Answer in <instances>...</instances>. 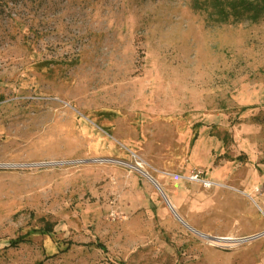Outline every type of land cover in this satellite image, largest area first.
<instances>
[{"label": "rangeland", "instance_id": "rangeland-1", "mask_svg": "<svg viewBox=\"0 0 264 264\" xmlns=\"http://www.w3.org/2000/svg\"><path fill=\"white\" fill-rule=\"evenodd\" d=\"M206 3L0 0V264H264L201 236L264 233V16Z\"/></svg>", "mask_w": 264, "mask_h": 264}, {"label": "trees", "instance_id": "trees-1", "mask_svg": "<svg viewBox=\"0 0 264 264\" xmlns=\"http://www.w3.org/2000/svg\"><path fill=\"white\" fill-rule=\"evenodd\" d=\"M221 18L220 20L248 18L258 21L264 16V0H208L206 3ZM18 242H10V246L17 247Z\"/></svg>", "mask_w": 264, "mask_h": 264}, {"label": "water", "instance_id": "water-1", "mask_svg": "<svg viewBox=\"0 0 264 264\" xmlns=\"http://www.w3.org/2000/svg\"><path fill=\"white\" fill-rule=\"evenodd\" d=\"M149 177H150V176H149ZM150 179H151L150 181H151L152 183H154V184L158 187V185H157V183L154 181V179H153L152 177H150ZM158 189L161 191V189H160L159 187H158ZM167 202H168V200H167ZM168 205H169L170 209L172 210V212L175 214V212H174L173 208L170 206L169 202H168ZM175 215H176V217H177L181 222H183V221L178 217L177 214H175ZM183 223H184V222H183ZM201 236L204 237V238H206V239H208V240H210V241H213V242H228V241H236V242L244 243V242H249V241H253V240L259 239V238H261V237L264 236V233L259 234V235H256V236H253V237H250V238L242 239V240H231V239H224V238H215V237H208V236H205V235H201Z\"/></svg>", "mask_w": 264, "mask_h": 264}, {"label": "bare ground", "instance_id": "bare-ground-1", "mask_svg": "<svg viewBox=\"0 0 264 264\" xmlns=\"http://www.w3.org/2000/svg\"><path fill=\"white\" fill-rule=\"evenodd\" d=\"M143 175H144L148 180H151L150 177H149L150 175H148L147 173H143ZM152 184H154V183H152ZM224 238H225V237H224ZM227 239H228V238H227ZM229 242H230V241H229Z\"/></svg>", "mask_w": 264, "mask_h": 264}]
</instances>
